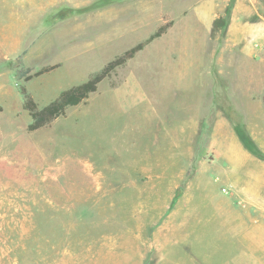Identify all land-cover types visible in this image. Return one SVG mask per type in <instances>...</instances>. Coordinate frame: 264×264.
Listing matches in <instances>:
<instances>
[{"label": "rangeland", "instance_id": "obj_1", "mask_svg": "<svg viewBox=\"0 0 264 264\" xmlns=\"http://www.w3.org/2000/svg\"><path fill=\"white\" fill-rule=\"evenodd\" d=\"M168 23L28 131L29 99L44 108ZM256 166L264 0H0V264H213V203Z\"/></svg>", "mask_w": 264, "mask_h": 264}, {"label": "crops", "instance_id": "obj_2", "mask_svg": "<svg viewBox=\"0 0 264 264\" xmlns=\"http://www.w3.org/2000/svg\"><path fill=\"white\" fill-rule=\"evenodd\" d=\"M261 169L244 168L237 173L238 184L229 182L226 187L236 188L227 199L230 207L224 209L220 203H213L216 217L221 218L213 226V264H264V174L259 173Z\"/></svg>", "mask_w": 264, "mask_h": 264}, {"label": "trees", "instance_id": "obj_3", "mask_svg": "<svg viewBox=\"0 0 264 264\" xmlns=\"http://www.w3.org/2000/svg\"><path fill=\"white\" fill-rule=\"evenodd\" d=\"M171 26L172 23L161 26L146 42L136 45L121 56L109 62L100 72L92 75L85 83L61 92L56 100L44 108L38 109L36 103L29 99L25 105L32 118V123L28 126V131L34 132L46 127L59 117L63 116L67 108L76 107L84 103L92 94L97 92L99 85L104 80L111 77V75L118 68L124 66L128 61L132 60L140 51L145 48L147 44L166 34ZM252 148L253 150L256 149L253 145Z\"/></svg>", "mask_w": 264, "mask_h": 264}, {"label": "built area", "instance_id": "obj_4", "mask_svg": "<svg viewBox=\"0 0 264 264\" xmlns=\"http://www.w3.org/2000/svg\"><path fill=\"white\" fill-rule=\"evenodd\" d=\"M233 189H234V187L230 185L228 187L223 188L222 192L224 194H229L231 191H233Z\"/></svg>", "mask_w": 264, "mask_h": 264}]
</instances>
